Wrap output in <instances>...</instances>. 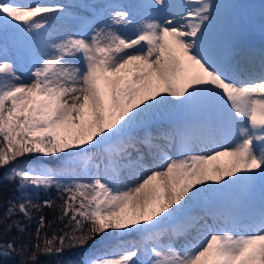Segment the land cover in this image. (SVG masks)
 <instances>
[{"label":"snow or ice","instance_id":"obj_1","mask_svg":"<svg viewBox=\"0 0 264 264\" xmlns=\"http://www.w3.org/2000/svg\"><path fill=\"white\" fill-rule=\"evenodd\" d=\"M75 7L0 0V168L59 161L9 168L19 195L0 224L23 234L13 217L43 208L64 222L49 235L40 215L34 243L0 242V264H39L97 236L68 264H264V44L241 27L247 6ZM52 188L59 204L30 193Z\"/></svg>","mask_w":264,"mask_h":264},{"label":"trees","instance_id":"obj_2","mask_svg":"<svg viewBox=\"0 0 264 264\" xmlns=\"http://www.w3.org/2000/svg\"><path fill=\"white\" fill-rule=\"evenodd\" d=\"M250 3H260L262 4V8L256 13V15H254L253 18L249 19V22L253 23L254 20L262 22L264 20V15H262V13L264 12V0H237V4L241 5ZM9 54H11V52ZM24 163H38L43 166L57 167L59 161H57L53 156L44 157L42 154H29L23 157L22 159H18L13 164H9L5 167L0 168V219H2L5 215V211L8 207V201L19 195L16 190V185L6 180L5 175L8 172L9 168ZM30 193L38 202H42L45 199H52L56 201L57 204H59V201L57 200L59 194L55 188H52L47 191L41 189L39 192H36L35 190H30ZM40 215H43L47 221L52 222V228L46 229L49 235H51V232L53 230L59 231L60 229H64V222H61L59 220V210L43 208L40 212L33 213L34 218L31 222L23 220V217L21 216L13 217V219H20L26 227V232H24L23 234L19 233L15 228H13L10 232L5 233L3 224H0V242L10 240L13 237H19L28 244L34 243V235L38 226L37 222ZM136 239L137 241H139L140 237H136ZM99 241L100 236H97L96 240L90 242V244L86 248L66 250L61 255H41L39 256V264H68V261H79L86 252H88L90 249L96 248ZM19 242L20 240H17V243ZM19 260L20 257L17 256L15 258L14 264H19Z\"/></svg>","mask_w":264,"mask_h":264},{"label":"rangeland","instance_id":"obj_3","mask_svg":"<svg viewBox=\"0 0 264 264\" xmlns=\"http://www.w3.org/2000/svg\"><path fill=\"white\" fill-rule=\"evenodd\" d=\"M66 0H20V2L22 3H31V4H43V5H57V4H63L68 8L69 12L73 13V9L77 10V12L79 13L81 11V9L75 7V3L70 0L71 2H66V4L64 3ZM78 3L81 2V0H77ZM122 2H129V0H121ZM89 2H105V0H89ZM214 2H219V3H235V0H214ZM247 6L245 11H246V15L242 18V20L240 21L241 27L243 28V30H245V35H250V39H256L259 37V39L264 38V22L262 24H256L248 29H246L245 27V21L248 17H250L251 15H253L258 6L257 4L254 5H245ZM87 14V13H85ZM257 30V31H256ZM121 32L123 35L129 36V37H133L134 36V29L133 28H128V29H121ZM8 59L10 60H16V56L15 54L11 53L8 56ZM18 74L21 76V79L23 80V82L28 83L29 82V76L27 71L25 70V68L23 66H19L18 68ZM159 143L163 144V141H159ZM166 151L168 152L169 155L175 156L176 152L174 148H167ZM226 161V160H225ZM212 183V182H210ZM209 223H212L211 219L209 220ZM136 234H130L127 235L125 237H123L124 240L126 241H134V242H138L136 239Z\"/></svg>","mask_w":264,"mask_h":264},{"label":"bare ground","instance_id":"obj_4","mask_svg":"<svg viewBox=\"0 0 264 264\" xmlns=\"http://www.w3.org/2000/svg\"><path fill=\"white\" fill-rule=\"evenodd\" d=\"M71 2L70 0H66L64 3L66 4V2ZM76 5L79 4L77 0H72ZM121 2V1H120ZM73 13H78L77 10L73 9ZM164 142V141H163ZM222 160H227V158H222ZM212 181H208V183H210Z\"/></svg>","mask_w":264,"mask_h":264}]
</instances>
